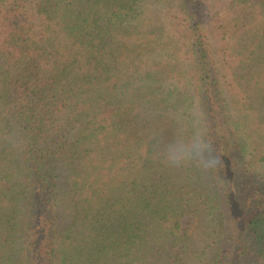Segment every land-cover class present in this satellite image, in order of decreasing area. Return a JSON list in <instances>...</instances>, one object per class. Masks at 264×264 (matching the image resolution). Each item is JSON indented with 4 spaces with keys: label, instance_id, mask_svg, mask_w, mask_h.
<instances>
[{
    "label": "trees",
    "instance_id": "16d2710c",
    "mask_svg": "<svg viewBox=\"0 0 264 264\" xmlns=\"http://www.w3.org/2000/svg\"><path fill=\"white\" fill-rule=\"evenodd\" d=\"M0 264H264V0H0Z\"/></svg>",
    "mask_w": 264,
    "mask_h": 264
},
{
    "label": "rangeland",
    "instance_id": "374dc122",
    "mask_svg": "<svg viewBox=\"0 0 264 264\" xmlns=\"http://www.w3.org/2000/svg\"><path fill=\"white\" fill-rule=\"evenodd\" d=\"M191 219V217L190 216H185L184 218H183V220H182V225L183 226H186V224H187V222L189 221Z\"/></svg>",
    "mask_w": 264,
    "mask_h": 264
}]
</instances>
